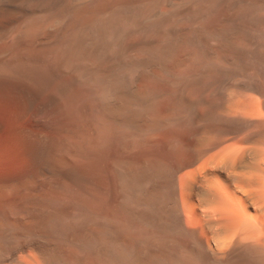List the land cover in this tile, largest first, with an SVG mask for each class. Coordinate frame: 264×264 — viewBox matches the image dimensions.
<instances>
[{
    "label": "bare ground",
    "instance_id": "bare-ground-1",
    "mask_svg": "<svg viewBox=\"0 0 264 264\" xmlns=\"http://www.w3.org/2000/svg\"><path fill=\"white\" fill-rule=\"evenodd\" d=\"M0 137V264H264V0H0Z\"/></svg>",
    "mask_w": 264,
    "mask_h": 264
},
{
    "label": "rangeland",
    "instance_id": "rangeland-1",
    "mask_svg": "<svg viewBox=\"0 0 264 264\" xmlns=\"http://www.w3.org/2000/svg\"><path fill=\"white\" fill-rule=\"evenodd\" d=\"M72 99H73V97H70V98L65 99L66 101H63L62 108H63V111H65V113L67 110H68V112H70V110L74 106L75 100L73 99L74 100L73 101ZM63 105H64V107H63ZM58 117H59V115H58ZM53 118H56V116ZM51 120H52V122H55L57 119L51 118ZM11 146L12 145L8 139H6L4 137H0V176L14 175V174H16V172L19 173L20 171L23 170V164H22L21 160L17 157V155L14 153ZM13 155H15V156H13Z\"/></svg>",
    "mask_w": 264,
    "mask_h": 264
}]
</instances>
